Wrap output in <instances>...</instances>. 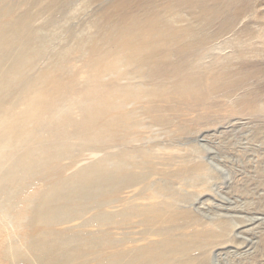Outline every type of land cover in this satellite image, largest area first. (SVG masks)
<instances>
[{
    "label": "rangeland",
    "instance_id": "rangeland-1",
    "mask_svg": "<svg viewBox=\"0 0 264 264\" xmlns=\"http://www.w3.org/2000/svg\"><path fill=\"white\" fill-rule=\"evenodd\" d=\"M148 32L150 48L142 54L143 58L130 68L116 65L113 71L117 76L110 77L106 70L110 53L127 50L131 34L137 35L136 42L146 41L144 35ZM131 45L134 44H130V48ZM190 62L193 63L191 71L196 75H193L194 79L192 72H188ZM149 66L152 67L143 69ZM157 66H163L169 75L156 74L159 72ZM170 66L173 72L167 70ZM183 68L185 71L181 73ZM174 69L178 74L177 82L181 80L180 85L184 76V79L189 76L188 80H194L193 84H185L186 100L178 98L179 103H160L158 100L152 103L154 92L163 88L161 80L174 79ZM114 81V86H121L117 90L127 91H123L126 97L116 95V99L121 100L130 118L129 131L127 128L119 132L122 135L115 133L114 139L123 137L128 154H133L131 150H139L144 151L139 152L143 159L144 155L146 158L153 156L154 164L149 166L159 172L166 171V166L170 165V175L179 177V181L172 182L173 192L184 200V209L192 212L199 207L201 211L208 207L214 216H224L228 209L229 213L234 212L233 220L238 226L232 228L229 218L222 217L223 221H230L228 225L225 222L228 232L209 248L211 264H264V0H0V138L7 135L10 141L19 140L20 146L14 147L13 154L23 152L27 143L35 142L28 139L21 145L20 139L33 127L29 123L23 124L21 119L28 109L29 99L40 93L54 98L48 115L56 120V130L61 129L59 132L64 133L55 142L59 145L56 161L35 165L26 181L9 186L15 194L1 201L4 210L13 208L14 216L21 210L20 202L29 195L37 200L44 191L76 173L85 170L89 175L95 169L104 168L110 153L115 157L119 155L116 146L120 144H113L112 148L108 144L103 122L106 105L99 102L107 98L108 86ZM212 86L216 87L217 93H213ZM202 89L207 93L202 95ZM163 90L166 89L160 91ZM199 91L202 92L201 101ZM191 93L196 96L192 97ZM189 97L194 104L190 103ZM175 99L179 101L177 97ZM183 100L187 103H182ZM170 103L171 109L178 107L177 113L172 110L169 113ZM195 103L202 107L198 104L199 108H194ZM95 113V123L90 128V119L86 120L85 116L88 114L93 118ZM84 120L87 121L85 126ZM6 122L13 123V127L5 128ZM86 126L82 137L74 135L75 128L82 130ZM40 137H44L45 146L54 144L45 134ZM53 154L49 151L37 157L48 160ZM158 177L161 176L153 174L151 180L161 183ZM102 192L106 194L105 189ZM117 196L111 208L105 206L106 202L113 201L109 196L90 199V212L82 217L81 202L59 204H71V207H65L64 218L69 221L57 226L58 234L64 233L62 237L82 236L86 231L88 237H92V241L88 238L93 248L92 257L89 251L84 258L87 264L88 255L89 260L94 259L89 264L111 263V259L118 256L120 246H125V241H121L120 229L116 226L90 223L86 228H79L80 224L100 214L102 217L112 213L118 216L125 202L132 198H140L139 202H143L141 200L145 198L140 190L133 189ZM100 203L99 209L95 208L94 204ZM258 214H261V220L247 229H238L243 225L239 224L243 221L239 217L253 218ZM3 218L0 213V244L16 240L18 244L26 245L27 239L24 242L22 235L30 237L31 234L32 237L34 234L27 222L14 218L7 227L2 224ZM71 221H77V226L74 227V223L70 226ZM63 225L67 226L64 228ZM212 228L218 232L216 227ZM224 241L228 245H224ZM230 241H258L253 259L252 254L238 252L236 256L229 253L235 251V245ZM0 250V264H12L3 259L1 245ZM23 263L27 264L24 260L14 264Z\"/></svg>",
    "mask_w": 264,
    "mask_h": 264
},
{
    "label": "bare ground",
    "instance_id": "bare-ground-1",
    "mask_svg": "<svg viewBox=\"0 0 264 264\" xmlns=\"http://www.w3.org/2000/svg\"><path fill=\"white\" fill-rule=\"evenodd\" d=\"M149 35H150V32L145 34L144 40L146 41L139 43L138 41L136 42L137 35L135 36L134 34H131L130 38L132 40L129 38V42L127 41V43H129L127 50H120L118 52L110 53V55L108 56L107 64H106L107 65L106 70L108 71V74L110 77L115 76L117 74L116 71H113L116 65L121 64V65H124L130 68L132 67L131 64L134 65L136 64V62H138L139 59L143 58L142 54L147 52L150 48L148 40L151 36ZM140 38L142 39V36H140ZM130 44H134V45H131L132 47L130 48ZM153 63H156V60ZM190 64H191L190 65L191 68L189 67L190 69L188 68L189 65L186 64L188 68V72L189 70L191 71V69L193 71V66H192L193 63L190 62ZM150 67L152 66L144 67L143 69H146V68L148 69ZM156 68L160 72L159 73L157 71L156 74L169 75V72L164 70L163 66L162 67L157 66ZM169 68L167 70L170 71L172 68L171 66ZM185 69H186V66H185ZM185 69L183 71L181 70V73H183ZM175 71L176 69H174V74H175ZM188 72L186 71V73ZM191 72L189 74H191ZM193 75L195 74H193L192 72L191 76L194 79ZM177 76L178 74H175L174 79L168 78V79L161 80L162 83L160 86H162L167 91L166 90L160 91L163 88L157 89L152 95V103L153 102L157 103L158 101L159 102L161 101L160 103L162 102L169 103L172 101L179 103L181 100H179L178 98L180 99L184 98V100H186V95H188V92H186L187 89L185 87H187L186 86L187 83L188 85L189 83L193 84L194 80L192 79L188 80L189 76L187 79H184L185 76L182 74L184 78H182V76L180 78H182L184 82L182 85H180L179 83L181 80L178 83ZM173 80H175L176 82H174ZM203 81H204V78H203ZM216 82L214 84H216ZM208 83H209V80H208ZM194 84L196 83L194 82ZM114 85H116L115 81H114V84L113 83L109 84L108 86L109 88L107 89V92H106L107 98H104L103 100L99 102L104 103V105H106V109H105L106 119L103 120V122L105 125V130L107 131L106 136L108 137V144H110L109 146L112 148L113 144L119 143L120 145L116 146L120 150L119 155H116V157L113 153H110L109 155H107L108 159H106L107 161L104 163L105 164L104 168L95 169V171L92 172V173L96 172L95 173L96 175H92V173L87 175L86 171L84 170V171L74 174L73 176L68 178L66 181L59 182L58 184L52 186L48 191L47 190L44 191L41 196H38L37 200L35 198L31 199L32 196L29 195L27 198H24L20 202V205L22 204V206H20L21 210L20 211L18 210L19 211L18 214H15L14 216H12L13 208H11V210H8V209L4 210L5 208L4 204L1 203L2 200L4 201V199L11 198L15 194L13 191H10L8 189L9 186L15 183L26 181L29 178V175H31L30 174L31 170L35 168V165L56 161L55 159L57 158V154H58L57 151L59 150L58 149L59 145L58 146L55 145V142L58 140V136H63L64 133L59 132L61 129H58V131L56 130V127L54 126V123H56V120L51 119L48 115L50 110L53 107L52 102L54 98H47L46 97L47 95H45L44 93H40L34 96L32 99H29L28 109L22 114L23 118L21 119V122L22 123L24 122L23 124L25 125L29 123V125L33 127L32 129L27 131L20 140L22 141L21 145H24V143L28 139H33V141L35 142L31 143L32 142L31 141L27 143L26 147H23L25 149L23 152L13 154L14 150L16 149L14 147L20 146L18 142L19 140L17 141L16 138L13 141L8 140L7 135H5V137L0 138V213H2V215L4 216L3 218L4 220L2 219L3 220L2 224L8 227L9 224L11 225L12 219L14 220V218H16L17 220H20V221L24 220V222H27L30 230L34 231V234L32 235V237H31V234H30V237H28V235H22V237H24L25 239L23 240L24 242L27 239L28 243H26V245L25 244L20 245L18 244L16 240L6 241L5 245H3V243L0 244L1 246H3V254H4L3 259L7 261H11L12 264L16 262L18 263V261L20 260H24V262H26L27 264H87L85 263L84 258H86L87 253L89 251L92 257L91 251L93 248L90 246L92 237L89 238L88 233L86 231H84V233L81 234L82 236H79V235L75 236L73 234H72L73 236H70V235L68 236L67 232H66L67 236L65 237H62L64 236V233H62L63 235L61 234L62 236L59 235L56 228L57 226L59 227V225H62L63 223H66L69 221V220L66 221L67 218H64V211H65V207H68V208L71 207L70 206L71 204L70 205L68 204L67 206H62V205L59 206V204L61 202H67V201L79 202V203L81 202L83 204L81 208V212H80V215L82 217L83 215L88 214L90 212V209H89L91 207L89 205V201H91L90 199L96 200L98 197H102L105 195L109 196L113 198V201L106 202L105 206L108 208H111V207H114V203L115 201H117L116 200L118 198L117 195L120 194L122 191H126L129 189H133L134 191L140 190V192L145 197L143 200H141L143 202H139L140 198L139 199L137 198L136 200H134L135 198H132L128 200L127 202H125V204L123 205L121 204L124 208L122 209V213L120 215L117 216L112 213L111 215L104 216L102 214L104 216L102 217L100 214V215L93 217L92 219H90V217L87 216L89 217V219L84 221L82 225L80 224V227H79V228H86L89 226L90 223H96V224H101V225L102 223H106L111 226H116L118 229H120L119 231L122 236L121 241H125V246H120L121 249L119 251L118 256L115 259H111L110 261L111 263L109 264H211L210 259H209L210 257L209 248L214 245V241L218 242L219 239H223L225 237V235L228 232V227L226 226V224L228 225V222L230 223L231 221L233 225L232 228H237L238 226L237 222L233 220L235 219V216L232 214L234 212L231 211V213H229L228 212L229 209L225 210L226 215L224 216L222 215L214 216L210 214V210H209L210 208L208 209V207L207 209H204V211L203 210L201 211L200 207L195 209L192 212L188 211V208L184 209L185 207L183 208L182 206V204L184 203V200L180 197V195H176V192L175 193L173 192L175 188H172L173 187L172 182L175 179L179 181L178 179L179 177L170 175V172H171L170 165L166 166V171L159 172L156 170V168H152V166H149L151 164H154L153 156L146 158L144 155L145 159H143L142 157H140L141 155L139 152L144 153V151H139V150H131L133 154L132 155L128 154V151H125V148L127 147L125 146L124 139L122 141L123 137L119 138V140L114 139L115 133L125 131L130 126V118L122 107L123 103L121 102L120 99H116V95L117 96L122 95V97H126V94L123 95V91L125 92L126 90L123 88L117 90L116 88H121V86H118V85L114 86ZM205 85L203 86L206 88L207 85L206 86ZM214 86H212V88ZM196 87H198V85ZM191 88L192 87H190V92L192 90ZM198 88L199 90L201 89V87H198ZM193 89L197 90L194 87ZM203 89H202V92H203ZM214 89H215V92L213 91V93H217L216 87H214ZM219 91L221 90L219 89ZM202 92H200V101L202 99L201 98ZM198 93H197V96H198ZM206 93H207V90L203 92L202 95ZM211 94L212 93L208 95H211ZM191 95L192 97L196 96V95L193 96L194 94L192 93ZM176 97H177V100L179 101H176L175 99ZM192 97L191 99L189 97L191 101L193 100ZM206 99H204V101ZM184 100L182 101V103L183 102L185 103ZM122 101L124 102L125 99H122ZM204 101H203V104H204ZM150 102L148 104H150ZM190 103H193V101ZM199 103L197 104L195 103L194 108L195 107L199 108L198 107ZM172 104L174 105V102ZM175 104L177 105V103ZM184 106L182 105V108ZM187 106H189V104ZM169 107H170L169 113H170V110L175 112L178 109V107H176L177 108L176 109L175 106H173L175 110L171 109V103ZM191 108H193V106ZM202 109L204 112V108ZM149 110L150 109H148V111ZM166 111H167V108H166ZM180 111L178 113H180ZM196 111L198 112V110ZM200 111L201 109L199 110V112ZM161 112L163 114V111ZM150 113L151 112L149 111L148 114ZM158 113L160 114L159 111ZM95 115L96 113L93 115V118H91V116L88 114H86L85 116L86 120L90 119V122L88 123V126L90 128H93L91 124L94 125L95 123L94 121L96 117ZM32 118H35L34 121L32 120ZM86 120H84L85 123L83 126L87 125ZM13 125L14 124L13 123L11 124L10 122L4 123V126L5 128L7 127V129L12 128ZM88 126H86L82 130H80L79 128H75V131H73L74 135L82 137L81 133ZM129 129L130 128H128L127 131H129ZM52 130H55V132H52ZM7 131L10 132L11 130H7ZM41 134H45L46 136H48L49 139L47 138V140L51 141L54 144L49 145V143L47 142L48 146H45L44 144L45 140H44V137L42 138L40 137ZM119 135H122V134L119 133ZM49 151H53L55 154L51 156L52 158L50 157L48 160H42V159L40 160L37 157L42 154L44 155L48 154ZM34 156L36 158H34ZM58 157H62V156H58ZM20 164L21 166H17ZM167 164L169 163H166V165ZM98 174H101V175H98ZM153 174H156L157 176L160 175L162 178L158 177V181L162 180L163 183L162 181L161 183L157 181H152L151 178L153 177ZM104 189L106 191V194L102 192ZM150 191H152L153 193H150ZM147 193H150V194H147ZM93 202H96V201H93ZM224 203L225 202H223V204ZM18 205L16 206L19 207ZM77 205L79 204L77 203ZM94 205L97 206L95 208L99 209V207L102 204L100 203L99 205L98 204H94ZM220 206L222 207V205H219L218 207L221 208ZM224 206H226L227 208H231V206L227 204H224ZM234 208L236 209V207H233L232 209ZM74 211L77 212L78 210H74ZM61 214H62V219L60 218ZM71 215H74V214L72 213ZM260 215L261 214H258V216L256 215L253 218H249L247 216L239 217V219L243 220L239 224H243V225L239 226L238 229H241V228L247 229L248 227L252 226L255 222H258L259 220H261V218L259 217ZM222 217L229 218L230 221L229 220L223 221L224 219ZM75 222H73L75 224L74 227L77 226V223ZM70 223H72V221ZM73 223L70 226H72ZM63 226L65 228L67 225L66 226L63 225ZM212 227H216L218 229V232H216V230H214ZM1 229L3 230V228ZM76 230L78 231V229ZM105 230L107 231V229ZM91 232L93 231H90V233ZM99 234L100 233L98 232V235ZM234 235L238 237L235 233ZM103 236L105 235L103 234ZM88 238L91 241H89ZM21 243H22V239H21ZM230 243L235 245V247L233 246V249H235V251L229 252L231 254L243 252L244 254H247V255L252 254L251 255V258H252V256H254L253 253L257 251L256 244H258V241H230ZM224 245H228L226 244V241H224ZM63 257H66L67 259L63 260ZM89 257L90 255H88V258H87L88 264L89 262H94V259L89 260ZM101 262L99 263L102 264ZM108 262L109 260L106 263Z\"/></svg>",
    "mask_w": 264,
    "mask_h": 264
}]
</instances>
